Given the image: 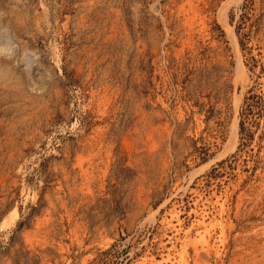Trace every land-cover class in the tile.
<instances>
[{"label": "rangeland", "instance_id": "1", "mask_svg": "<svg viewBox=\"0 0 264 264\" xmlns=\"http://www.w3.org/2000/svg\"><path fill=\"white\" fill-rule=\"evenodd\" d=\"M0 264H264V0H0Z\"/></svg>", "mask_w": 264, "mask_h": 264}, {"label": "trees", "instance_id": "2", "mask_svg": "<svg viewBox=\"0 0 264 264\" xmlns=\"http://www.w3.org/2000/svg\"><path fill=\"white\" fill-rule=\"evenodd\" d=\"M263 101V98L260 94L255 93V92H250L248 96L245 97V104L246 106L244 107V112L245 116L248 118V114L252 112V108L254 106H258V108L261 107V103ZM240 130H245V135L244 138L250 139L252 132L246 129L244 119L240 120Z\"/></svg>", "mask_w": 264, "mask_h": 264}, {"label": "bare ground", "instance_id": "3", "mask_svg": "<svg viewBox=\"0 0 264 264\" xmlns=\"http://www.w3.org/2000/svg\"><path fill=\"white\" fill-rule=\"evenodd\" d=\"M231 33H232V30H231ZM231 35L233 36V33Z\"/></svg>", "mask_w": 264, "mask_h": 264}]
</instances>
